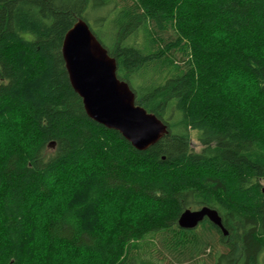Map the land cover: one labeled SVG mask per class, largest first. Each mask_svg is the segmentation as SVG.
Listing matches in <instances>:
<instances>
[{
	"label": "trees",
	"instance_id": "obj_1",
	"mask_svg": "<svg viewBox=\"0 0 264 264\" xmlns=\"http://www.w3.org/2000/svg\"><path fill=\"white\" fill-rule=\"evenodd\" d=\"M79 18L167 124L146 150L73 89ZM0 140V264H264V0H0ZM205 205L227 235L178 225Z\"/></svg>",
	"mask_w": 264,
	"mask_h": 264
},
{
	"label": "water",
	"instance_id": "obj_2",
	"mask_svg": "<svg viewBox=\"0 0 264 264\" xmlns=\"http://www.w3.org/2000/svg\"><path fill=\"white\" fill-rule=\"evenodd\" d=\"M62 55L70 83L91 119L117 130L138 150H146L168 132L166 123L136 104L130 84L117 75L116 58L109 54L85 19L79 18L66 32ZM50 145L54 146L55 142ZM205 219L227 235L219 212L206 205L185 209L178 225L193 229Z\"/></svg>",
	"mask_w": 264,
	"mask_h": 264
},
{
	"label": "rangeland",
	"instance_id": "obj_3",
	"mask_svg": "<svg viewBox=\"0 0 264 264\" xmlns=\"http://www.w3.org/2000/svg\"><path fill=\"white\" fill-rule=\"evenodd\" d=\"M91 23V25L93 26V22H90ZM94 27V26H93ZM95 30L97 31V30H100L99 28H96L95 27ZM191 140H192V146L194 147V149H196V150H198L199 148H200V143H199V141L197 140V134H196V132L195 131H192L191 132ZM2 140H3V138H2ZM0 143H1V140H0ZM264 182V181H263ZM56 200H58V199H56ZM111 208V206H107L106 207V215L108 216V214H109V209ZM112 215H110V217H111ZM160 258V257H159ZM161 258H163V257H161ZM72 261H69L68 260V262L67 263H71V264H79V262H82V261H88L89 262V264H94L96 261L94 260V259H91V257L90 258H88V257H81V258H79V259H75V260H73V259H71Z\"/></svg>",
	"mask_w": 264,
	"mask_h": 264
},
{
	"label": "snow or ice",
	"instance_id": "obj_4",
	"mask_svg": "<svg viewBox=\"0 0 264 264\" xmlns=\"http://www.w3.org/2000/svg\"><path fill=\"white\" fill-rule=\"evenodd\" d=\"M79 264H89L88 261H82V262H79Z\"/></svg>",
	"mask_w": 264,
	"mask_h": 264
}]
</instances>
